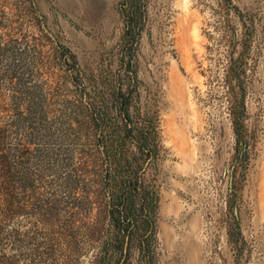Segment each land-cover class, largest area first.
Returning <instances> with one entry per match:
<instances>
[{"label": "rangeland", "instance_id": "rangeland-1", "mask_svg": "<svg viewBox=\"0 0 264 264\" xmlns=\"http://www.w3.org/2000/svg\"><path fill=\"white\" fill-rule=\"evenodd\" d=\"M119 2L0 0V264L121 263L96 172L127 95L156 205L124 264H264V0H143L136 37Z\"/></svg>", "mask_w": 264, "mask_h": 264}, {"label": "trees", "instance_id": "trees-1", "mask_svg": "<svg viewBox=\"0 0 264 264\" xmlns=\"http://www.w3.org/2000/svg\"><path fill=\"white\" fill-rule=\"evenodd\" d=\"M142 3L143 0H120L119 2L128 35L132 34L136 37L141 31L140 23L144 16ZM83 90L88 105L94 107L99 120L106 123L107 108L103 105L104 103L97 104L90 99L88 85L83 86ZM118 92L121 93V87ZM129 96H124L120 100L122 112L115 117L116 128L111 130L103 128L100 132L99 150L104 156L106 166L96 172L102 177L106 186L109 200L108 216L115 229H118L115 238H112L113 240L109 243L105 242L102 247L104 256L112 253V256L117 257V262H121L120 264H124L127 258L126 245L133 240L138 230L139 218L143 216L146 222L153 225L151 213L156 205L155 190L149 188L143 178L147 161L154 156L155 152L154 133L152 126L140 128L133 125ZM118 116L121 118L119 119ZM128 144L135 145L138 150H130ZM4 157L5 155L0 153V163L3 166H5Z\"/></svg>", "mask_w": 264, "mask_h": 264}]
</instances>
